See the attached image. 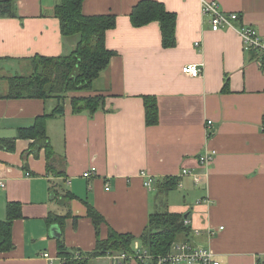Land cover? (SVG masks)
Masks as SVG:
<instances>
[{"label":"crops","instance_id":"obj_1","mask_svg":"<svg viewBox=\"0 0 264 264\" xmlns=\"http://www.w3.org/2000/svg\"><path fill=\"white\" fill-rule=\"evenodd\" d=\"M4 1L0 69L10 71L0 80L33 73L35 56L75 49L78 38L63 36L54 13L61 0H13L15 16L1 12ZM139 1H84L86 15H116L106 33L116 53L92 89L70 92L64 112L48 118L53 157L34 139H17L13 150L0 146V219L9 202L21 203L23 214L13 224L14 248L0 252V264H62L61 236L70 248L93 250L97 233L86 202L105 218L102 238L109 227L139 236L151 213L168 210L190 220L177 241L211 248L221 264H264V61L245 49L236 30H212L201 0H157L177 14L176 45L164 47L159 22L133 26L130 13ZM216 1L264 36V0ZM187 64L202 74L184 73ZM13 71L21 74L8 75ZM8 92H0V139L16 137L59 103ZM95 94L106 96L95 113L73 112L72 96ZM144 95L157 96L155 125L147 123ZM209 150L216 154L204 166L199 158ZM91 167L97 172L84 177ZM142 172L156 177L153 189ZM169 176L179 184L168 190ZM52 215L68 217L50 224ZM90 264L111 263L100 256Z\"/></svg>","mask_w":264,"mask_h":264},{"label":"trees","instance_id":"obj_2","mask_svg":"<svg viewBox=\"0 0 264 264\" xmlns=\"http://www.w3.org/2000/svg\"><path fill=\"white\" fill-rule=\"evenodd\" d=\"M85 0H61L55 7V16L59 18L61 32L65 37H77L78 42L74 50L61 56H35L33 59L34 72L29 75H14L8 78L11 98H55L59 101L50 113H44L36 118L29 127L18 130L13 138L0 139V146L13 150L19 138L34 139L39 148H45L47 159L54 155L53 146L47 132L48 118L63 113L65 99L70 92L87 91L92 89L93 82L105 70L116 53L106 45L107 30L115 28L117 17L114 14L86 15L83 12ZM4 14L16 15L14 1L5 0ZM130 19L135 27H142L152 22H159L164 47L176 45L177 14L169 11L163 2L157 0H140L130 13ZM251 54L264 57L257 50H249ZM146 120L149 125L158 123L159 107L156 95H144ZM106 96L74 95L71 97L74 113L88 111L95 113L105 102ZM49 168L52 167L50 162ZM58 173V172H56ZM166 189L178 186L177 177L164 178ZM87 203L88 217L91 218L97 233L96 246L91 251L70 248L63 236L58 238V255L62 264H90L95 257L105 256L108 252L122 251L134 254L133 244L140 240L142 245L154 255V258L139 264H158L157 257L170 251L172 243L179 236L187 234L190 227L184 223L185 215L170 211L153 212L149 215L148 224L143 232L136 236L129 232H118L109 227L107 238L101 237V225L104 216L90 203ZM22 205L19 202H9L5 219H0V252L14 248L13 224L22 217ZM68 215H52L48 222L64 224Z\"/></svg>","mask_w":264,"mask_h":264},{"label":"built area","instance_id":"obj_3","mask_svg":"<svg viewBox=\"0 0 264 264\" xmlns=\"http://www.w3.org/2000/svg\"><path fill=\"white\" fill-rule=\"evenodd\" d=\"M201 3L204 15L210 20L212 30L219 31L225 27L236 30L241 36L246 50H257L264 57V36L261 35L254 26L241 23L239 12L223 10L216 0H201ZM196 45L199 46L200 43L196 42ZM182 70L184 73L194 77L202 74V68L197 64L184 65ZM211 124L212 121H209V125ZM215 154L216 152L213 150L206 151L200 156L199 161L202 165L208 166L213 161ZM96 172V167H91L84 172L83 176L90 177ZM183 172L192 173L196 182L201 181L198 172L188 171L186 169H184ZM27 174L30 175V172ZM142 175L145 177V186L149 189H153L157 181L156 177L145 172H142ZM107 189H109L108 186ZM184 223L188 226L190 220L185 218ZM221 229H223V227L219 228V230ZM197 231L198 230H196V232ZM209 233L214 234L216 230L213 228ZM134 245V254L113 251L108 252L105 257L109 259L111 264H130L131 259L144 262L154 258V255L150 254L141 243L136 241ZM44 256L49 259L52 258L49 253H45ZM157 261L158 264H221L211 248L200 246L189 241L173 242L170 251L166 254L159 255Z\"/></svg>","mask_w":264,"mask_h":264},{"label":"rangeland","instance_id":"obj_4","mask_svg":"<svg viewBox=\"0 0 264 264\" xmlns=\"http://www.w3.org/2000/svg\"><path fill=\"white\" fill-rule=\"evenodd\" d=\"M5 71H10V70H7V69H0V75H2L3 73H5ZM8 75H11L13 73L14 74H21L20 72L16 73V72H7ZM27 74V73H26ZM7 86V87H6ZM8 80H0V92H4V91H7L8 92ZM184 236L181 234L179 236V239L183 238Z\"/></svg>","mask_w":264,"mask_h":264},{"label":"water","instance_id":"obj_5","mask_svg":"<svg viewBox=\"0 0 264 264\" xmlns=\"http://www.w3.org/2000/svg\"><path fill=\"white\" fill-rule=\"evenodd\" d=\"M54 230L58 231V230H57V227H54Z\"/></svg>","mask_w":264,"mask_h":264}]
</instances>
